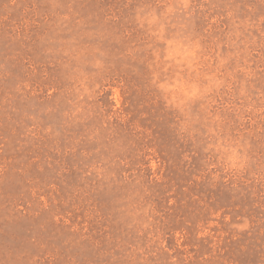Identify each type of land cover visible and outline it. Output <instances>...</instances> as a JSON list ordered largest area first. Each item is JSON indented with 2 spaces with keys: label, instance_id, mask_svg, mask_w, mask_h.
I'll return each mask as SVG.
<instances>
[{
  "label": "rangeland",
  "instance_id": "obj_1",
  "mask_svg": "<svg viewBox=\"0 0 264 264\" xmlns=\"http://www.w3.org/2000/svg\"><path fill=\"white\" fill-rule=\"evenodd\" d=\"M0 264H264V0H0Z\"/></svg>",
  "mask_w": 264,
  "mask_h": 264
}]
</instances>
